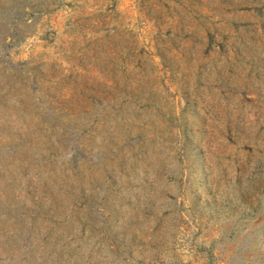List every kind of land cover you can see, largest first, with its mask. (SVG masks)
<instances>
[{"label": "rangeland", "instance_id": "1", "mask_svg": "<svg viewBox=\"0 0 264 264\" xmlns=\"http://www.w3.org/2000/svg\"><path fill=\"white\" fill-rule=\"evenodd\" d=\"M0 264H264V0H0Z\"/></svg>", "mask_w": 264, "mask_h": 264}]
</instances>
